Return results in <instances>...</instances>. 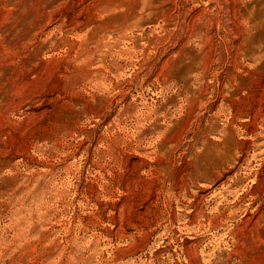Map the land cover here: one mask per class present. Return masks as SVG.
Listing matches in <instances>:
<instances>
[{"label":"rangeland","instance_id":"obj_1","mask_svg":"<svg viewBox=\"0 0 264 264\" xmlns=\"http://www.w3.org/2000/svg\"><path fill=\"white\" fill-rule=\"evenodd\" d=\"M0 264H264V0H0Z\"/></svg>","mask_w":264,"mask_h":264}]
</instances>
